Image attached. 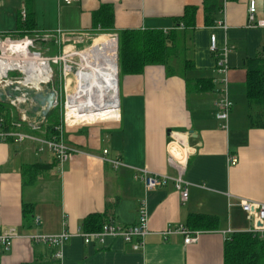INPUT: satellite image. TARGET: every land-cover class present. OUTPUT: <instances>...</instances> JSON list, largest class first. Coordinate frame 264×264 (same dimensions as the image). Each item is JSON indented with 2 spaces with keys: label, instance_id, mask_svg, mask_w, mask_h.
<instances>
[{
  "label": "crops",
  "instance_id": "0c3cea01",
  "mask_svg": "<svg viewBox=\"0 0 264 264\" xmlns=\"http://www.w3.org/2000/svg\"><path fill=\"white\" fill-rule=\"evenodd\" d=\"M1 1L0 34L17 32L21 12L26 10L37 33L103 30L93 20L101 7L110 9L111 34L124 29L167 31L185 6H195L194 68L185 77L210 80L212 86L197 91L184 77L167 76L163 66H147L141 74L123 75L117 107L101 109L117 102L104 98L68 103L87 104L67 107L68 111H92L67 114L75 125L65 127V140L80 152L62 169L50 151L37 150L36 142H0V233L8 227L21 234L69 231L72 236L63 248L65 264H222L223 231L232 234L254 226L238 201L264 203V103L250 104L245 94L247 61L259 59L264 69V28L247 26L249 0H217L219 8L211 14L214 24L210 26L204 25L203 0H72L68 5L59 0ZM254 1L259 18L264 1ZM212 35L219 54L229 49L226 64L232 106L226 130L215 118L222 75L209 50ZM57 68L58 81L61 64ZM57 83L53 82L55 88ZM9 111L19 120L13 106ZM35 133L41 135L44 129ZM179 140L190 150L183 174L189 183L185 201L170 180L145 191L135 175L136 169H147L176 176L166 154L168 148L176 155L183 150L174 143ZM105 149L107 158H117L122 165L114 168L101 160ZM229 155L236 157L234 165L228 163ZM141 202L148 226L141 249L134 250L118 237L85 243L77 235L85 218L93 214L119 226L137 223ZM189 216H197L203 227L193 229ZM177 225L199 231L196 239L184 244L179 235L162 236L163 230ZM52 251L45 244L17 238L8 251L0 247V264H55Z\"/></svg>",
  "mask_w": 264,
  "mask_h": 264
},
{
  "label": "built area",
  "instance_id": "2783aa9c",
  "mask_svg": "<svg viewBox=\"0 0 264 264\" xmlns=\"http://www.w3.org/2000/svg\"><path fill=\"white\" fill-rule=\"evenodd\" d=\"M61 3L68 5L72 0H59ZM226 1V0H222ZM0 5L2 1L0 0ZM256 3L254 0H249L247 7V26L249 27H259L264 28V11L262 12L259 18H256ZM25 12H21V18L23 19ZM17 34H0V37L5 39H10V35ZM116 37V35H114ZM24 38H27L25 36ZM30 44L27 45V50ZM264 50V46L262 48ZM209 50L211 53L215 54V67L222 76L219 79L220 89L218 90V96L214 103L215 105V118L219 122L221 129H227V119L232 106V103L228 97V78H227V64H226V53L229 50L224 48L222 54L217 52V45L215 36H210V45ZM3 57V56H2ZM58 57H52L49 62L54 65H58ZM62 61H64L62 59ZM49 67V76L47 82L56 92V98L54 106H58V97L59 92L58 88L53 86L52 81V69L50 68L48 62L46 63ZM15 69L6 70L5 73L0 76L5 79L11 80H24L26 78H8L7 75L9 72ZM80 70L77 67H72L70 64L63 62L62 66V79H63V94L64 102L63 104V114L59 123L54 127L53 133L47 135L45 132L41 135L36 134V128L25 124L19 120L12 121L9 129H3L1 127L2 120L0 119V142H6L12 140L13 142L20 143L24 140H30L36 142L38 145L37 150L43 151L48 150L53 155L58 167L62 169L63 164L68 162L75 153L80 151L71 147L64 137L65 127L73 126L74 124L70 122V118L67 115V100L72 93H68L67 87L69 80H66V76L69 73H72L76 82V72ZM180 148L183 150L178 154H174L171 148L167 149L166 160L167 163L173 166L176 170L177 175L174 177H168L162 174H153L150 173L147 169H136L135 175L138 176L143 182L145 191L153 190L156 188H161L167 184V181H171L174 189L180 194L182 201H185L188 196V187L189 183L184 179L183 174L187 167V162L190 154V150L186 145V142L179 140L175 141ZM170 144H173L171 142ZM108 151L102 150L100 159L106 162H109L114 168L121 166V162L117 158H107ZM228 163L234 165L237 162V159L233 155L227 157ZM238 205L241 210L248 215V217L254 222V226L247 232L256 234L260 237L264 234V203L255 202L247 199H240ZM138 222L131 225L119 226L110 221H106L99 230L85 232L80 231L77 235L81 236L85 243L91 241L103 242L105 237H118L121 238L125 243L131 245L134 250H139L143 247V238L148 233L147 226V212L144 208L143 202L138 206ZM33 221L38 224L39 219L34 218ZM259 223V225H257ZM199 231H193L188 229L184 225H177L173 228H166L161 232L163 237L168 235H179L183 238L184 244L191 243L196 239V236ZM230 234L229 230L223 231V235L228 237ZM72 236V233L66 230H62L59 233L55 234H44V233H29L21 234L14 227H8L0 233V247L3 251H8L11 247V243L14 239L23 238L32 243L45 244L52 248V258L55 264H65L63 248L68 242L69 238Z\"/></svg>",
  "mask_w": 264,
  "mask_h": 264
},
{
  "label": "trees",
  "instance_id": "16d2710c",
  "mask_svg": "<svg viewBox=\"0 0 264 264\" xmlns=\"http://www.w3.org/2000/svg\"><path fill=\"white\" fill-rule=\"evenodd\" d=\"M202 5L204 25H213L214 18H211V14L219 8L218 1L203 0ZM196 10L195 6H185L183 13L174 19V27L167 31L124 29L116 32L118 78L120 75L141 74L147 66H163L167 76H182L187 84L197 88L195 90H208L212 86L210 80L185 77L186 73L194 68L192 34L195 28ZM93 20L94 25H99L103 30L108 31L111 26L110 9L99 8L93 13ZM30 32L37 33L32 15L26 10L24 18L20 17L16 33ZM246 67L245 94L250 104L262 105L264 103V69L261 68L259 59L248 60ZM11 107L7 103H0V119L3 129H9L11 122L18 120L10 115L9 108ZM56 110L57 107L48 115L41 127L47 135L53 133L54 127L60 121L54 115ZM252 116L250 115L251 123ZM197 219H199L197 216H189L193 229L203 227L201 220ZM105 222L106 220L98 215H89L83 221L82 230L85 232L99 230ZM222 264H264V234L262 237L247 231L230 234L225 238Z\"/></svg>",
  "mask_w": 264,
  "mask_h": 264
},
{
  "label": "bare ground",
  "instance_id": "6f19581e",
  "mask_svg": "<svg viewBox=\"0 0 264 264\" xmlns=\"http://www.w3.org/2000/svg\"><path fill=\"white\" fill-rule=\"evenodd\" d=\"M26 39L27 38L20 39L18 40V43L13 42V40L4 39L1 47L2 50L7 56H15L17 60L12 62L11 59L9 61L0 59V76H2L6 70L13 68L24 73L26 75V80L33 82L47 81L49 76V67L45 62L40 60L37 54H31L28 52L27 45L29 42L26 41ZM80 61L81 69L76 72V86L74 92L67 100L68 107L81 105L68 103L95 98H104L103 100H117L116 104H111L113 103V101H111L109 105L101 109L117 107L118 68L116 62V41L108 38L92 44L80 54ZM113 94H116V96L110 97ZM90 111L92 110L74 112L67 110V114L87 113Z\"/></svg>",
  "mask_w": 264,
  "mask_h": 264
},
{
  "label": "rangeland",
  "instance_id": "374dc122",
  "mask_svg": "<svg viewBox=\"0 0 264 264\" xmlns=\"http://www.w3.org/2000/svg\"><path fill=\"white\" fill-rule=\"evenodd\" d=\"M25 36H27L26 41H28L30 44L28 47V52L31 54H37L42 62L45 63L48 62L53 72L52 74L53 82L56 81L57 83L61 80L60 84L57 83L59 97H58L57 110L55 111L56 114H54L55 116H57L58 120H61L63 114V107H62L63 106L62 103L64 102V94L62 89L63 79L61 76L60 80L57 81V79L59 78L58 77L59 67L57 68V64L54 65L51 62H49V60L52 57H58L59 59L58 66L61 64V72L64 61L66 64H70L72 67H77L81 69L80 54L84 52L92 44L97 43L103 39L111 38L116 41V62H117V37H115L114 34H111L106 30H94L86 33H76L69 35H59V34L51 35V34H41V33H31V32L23 33V34L17 33L14 35H10V39L13 40V42L18 43V40L24 39ZM4 39H5L4 37H0V59L8 60V61L11 59V61L14 62L15 60H17V58L15 56H7L1 48ZM19 42H23V41H19ZM62 59L64 61H62ZM72 73H69L66 76V80H69L67 87L68 93H73L76 86V82ZM7 77L22 79V78H26V75L20 72L19 70L15 69L9 72ZM122 83H123V76L120 75V77L118 78V74H117L118 106L120 103L119 89L121 88ZM81 105H87V104H81ZM95 123H101V122H95ZM80 124L83 123L82 122L78 124L76 123V125H80Z\"/></svg>",
  "mask_w": 264,
  "mask_h": 264
},
{
  "label": "water",
  "instance_id": "95a60500",
  "mask_svg": "<svg viewBox=\"0 0 264 264\" xmlns=\"http://www.w3.org/2000/svg\"><path fill=\"white\" fill-rule=\"evenodd\" d=\"M55 98L56 92L47 81L0 77V103L12 105L18 113L19 121L36 129L44 125L48 115L54 110Z\"/></svg>",
  "mask_w": 264,
  "mask_h": 264
}]
</instances>
